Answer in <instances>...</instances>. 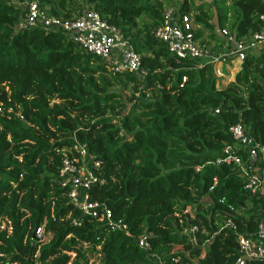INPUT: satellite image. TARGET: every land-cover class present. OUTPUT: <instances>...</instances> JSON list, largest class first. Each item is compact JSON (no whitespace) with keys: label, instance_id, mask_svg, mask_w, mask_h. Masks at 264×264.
I'll use <instances>...</instances> for the list:
<instances>
[{"label":"trees","instance_id":"trees-1","mask_svg":"<svg viewBox=\"0 0 264 264\" xmlns=\"http://www.w3.org/2000/svg\"><path fill=\"white\" fill-rule=\"evenodd\" d=\"M174 1L201 26L197 36L215 41L222 29L248 38L264 12L260 0H39L62 18L91 6L139 55L140 81L64 32L18 28L23 10L0 0V217L13 225L10 236L0 233V264H235L237 236L253 237L264 222V201L244 190L239 168L216 163L233 124L264 146V52L219 84L211 65L177 60L154 36ZM139 89L150 99L137 98ZM72 133L100 163L91 199L128 233L81 214L59 185L57 149ZM228 218L235 231L222 227ZM192 224L195 243L183 232ZM38 227L47 242L32 237ZM142 235L148 251L137 245Z\"/></svg>","mask_w":264,"mask_h":264},{"label":"built area","instance_id":"built-area-1","mask_svg":"<svg viewBox=\"0 0 264 264\" xmlns=\"http://www.w3.org/2000/svg\"><path fill=\"white\" fill-rule=\"evenodd\" d=\"M186 1L190 2V0ZM260 1L264 3V0ZM13 3L23 10L17 23L18 28L40 26L46 30L64 32L85 52L100 59L112 72L128 71L135 74L140 81L144 80L145 71L141 68L140 57L129 41L116 27L106 23L91 6L73 12L68 18H62L48 13L46 8L40 5L39 0H13ZM165 6L162 19L154 28L153 34L166 45L168 51L177 60L189 61L195 67L209 64L215 76H223L220 65L240 64L247 55L256 56L264 52V12L259 15V29L248 38H237L229 30L222 29L219 35L220 41H215L208 39L205 31L200 36L196 35L198 30H202L201 26L194 22L191 12L179 9L177 1L166 8ZM182 80L184 81L185 78ZM140 95L139 89L135 92V96L139 98ZM143 98L146 101L150 99L147 93ZM53 102L57 103L58 100H52L50 103ZM0 112H2L1 106ZM16 114L22 119L19 112ZM113 123L119 125L115 121ZM119 132L122 133V130ZM228 132L233 143L222 147L223 159H217L216 163L225 161L236 165L244 179V190L251 196H260L264 201V174L260 173L258 165L259 154L264 155V146L248 135L239 123L231 125ZM69 139L70 144L57 149L60 164L56 176L59 185L65 189L70 204L81 214L106 222L111 229L128 233L125 223L121 220H112L111 211L104 203L91 199L90 189L99 183L96 169L100 163L92 160L88 145L79 140L75 134L72 133ZM72 222L80 225L81 220L74 218ZM222 227L236 230L232 218L226 219ZM198 230V226L192 224L184 228L183 232L191 234V241L195 243V234ZM12 232L11 220L5 216L0 217V233L8 237ZM32 237L35 241L43 242L49 239H45L42 227L36 228ZM236 242L239 256H245L248 260H264V222L258 223L253 237L238 235ZM137 245L147 251L151 247L147 235L140 236ZM148 255L158 261V257L153 254ZM73 256L71 254V258ZM244 261L241 260L238 264H244Z\"/></svg>","mask_w":264,"mask_h":264},{"label":"rangeland","instance_id":"rangeland-1","mask_svg":"<svg viewBox=\"0 0 264 264\" xmlns=\"http://www.w3.org/2000/svg\"><path fill=\"white\" fill-rule=\"evenodd\" d=\"M167 6H165L166 8ZM206 36V35H205ZM224 67V70L222 71L223 72V76H216L217 78V81L219 84H223V83H226L230 80L233 79L235 73H236V70H237V67H238V64L235 63L233 65H226V66H223V65H220L219 68H222L223 69ZM148 94V92H146ZM143 93L141 92V95ZM144 95V94H143ZM148 96L150 97V94H148ZM94 259H92L91 261H94Z\"/></svg>","mask_w":264,"mask_h":264},{"label":"water","instance_id":"water-1","mask_svg":"<svg viewBox=\"0 0 264 264\" xmlns=\"http://www.w3.org/2000/svg\"><path fill=\"white\" fill-rule=\"evenodd\" d=\"M241 260H248V258H246L245 256H239V258L237 259L235 264H238Z\"/></svg>","mask_w":264,"mask_h":264}]
</instances>
